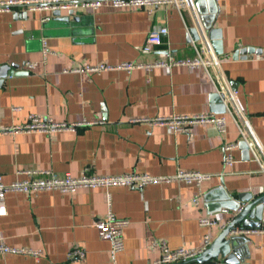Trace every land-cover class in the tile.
Segmentation results:
<instances>
[{
    "label": "crops",
    "instance_id": "0c3cea01",
    "mask_svg": "<svg viewBox=\"0 0 264 264\" xmlns=\"http://www.w3.org/2000/svg\"><path fill=\"white\" fill-rule=\"evenodd\" d=\"M8 1L16 0H0ZM214 2L193 0L180 10L171 5L78 8L69 27L49 28L46 37L40 34V25L51 16L50 8L0 10V66H18L0 84V129L23 125L29 115L56 122H94L75 131L0 132L4 183L20 179L18 172L26 169L73 177L83 173L168 176L178 169L210 175L200 188L171 182L142 188H81L72 194L7 193L0 241L40 255L8 253L0 255V264H152L160 254V243L170 249L199 248L208 235L211 245L232 216L233 198L260 193L264 187L260 169L264 164V57L234 60L231 54L239 44L264 50V0ZM23 12L26 20L16 17ZM206 25L221 30L224 51L216 56L209 42L217 64L207 69L180 65L149 71L135 68L130 73L72 71L86 65L152 63L166 52L176 59L198 54L207 58L208 46L201 38ZM155 27H166L167 34L160 46L144 52L146 36ZM190 29L198 39L192 38ZM28 62L37 66L29 70ZM223 79L242 105L259 150L247 159L239 148L233 150L230 167L223 165L222 148L241 140L234 113L211 110L215 105L211 95L223 88ZM200 113L224 114L225 133L209 124H195L188 137L164 126L133 121ZM198 194L200 202L195 204ZM108 211L128 221L124 248L115 256L95 228ZM207 215L216 224L200 226L198 219ZM234 234L247 240L240 258L217 264H264V229ZM74 247L85 251L80 261L67 257Z\"/></svg>",
    "mask_w": 264,
    "mask_h": 264
},
{
    "label": "built area",
    "instance_id": "2783aa9c",
    "mask_svg": "<svg viewBox=\"0 0 264 264\" xmlns=\"http://www.w3.org/2000/svg\"><path fill=\"white\" fill-rule=\"evenodd\" d=\"M218 3L220 0H214ZM193 0H16L8 2H0V10H8L14 5H34L35 8H50L51 10H74L78 8L98 9L103 5H109L113 8H141L144 6L171 5L180 10L186 6L192 5ZM167 34L166 27H155L149 31L143 46L144 52H151L155 47L162 44V38ZM201 38L207 44V58H203L199 54L196 57L176 59L170 52L161 54V56L152 63L141 64L132 62H122L118 65H94L76 68L75 72H101L105 70H124L130 73L135 68H142L147 71L153 68L186 66L189 68L202 67L207 69L211 65H216L217 60L213 55V51L209 45L206 33ZM46 54V53H45ZM44 54V55H45ZM37 66L35 62L26 63L29 70H33ZM217 93H222L228 104H225L226 112H233L234 122L236 123L241 135L240 141H245L249 151L256 156L258 145L253 135L250 124L244 114L242 105L235 99L229 83L223 79V88L218 89ZM232 114V113H231ZM134 122H147L149 126H164L172 133H183L188 137L192 135V129L195 124L212 125L218 133H225L227 126V117L224 114L200 113L192 115H172L169 117H152L147 119H136ZM94 124L90 121L81 122H56L52 119H41L36 115H29L27 123L13 127H3L1 133H18V132H43L50 133L53 131H75L77 127ZM238 141L225 143L223 145V165L230 167L233 164V150L238 148ZM260 169L264 173V164L260 163ZM20 179L11 183H4L0 175V216L6 214V195L7 193H34L39 191H56L59 193L72 194L81 188H97L109 186H129L142 188L150 184H164L171 182H182L185 184L195 185L197 188L203 182L210 179V175L200 173L199 171H187L178 169L174 174L168 176H152L147 173H127L119 175H89L83 173L76 177L71 175H57L51 170L46 169H26L18 172ZM263 191V186L259 189ZM199 194L194 197L195 204H199ZM198 223L202 227H211L216 221L210 215L200 217ZM126 219L116 217L111 211H108L103 219L95 222V228L102 240L108 241L111 245V255L115 256L124 248L123 229L127 226ZM208 235L204 236L203 245L199 248L187 249L183 247L170 249L165 243L158 244L160 254L152 264H179L194 259L198 254L204 251L210 245ZM27 254L34 257L40 255L39 251L32 249H17L7 246L0 241V255L4 254ZM85 256L84 249L80 247L72 248L67 257L71 261H80Z\"/></svg>",
    "mask_w": 264,
    "mask_h": 264
},
{
    "label": "water",
    "instance_id": "95a60500",
    "mask_svg": "<svg viewBox=\"0 0 264 264\" xmlns=\"http://www.w3.org/2000/svg\"><path fill=\"white\" fill-rule=\"evenodd\" d=\"M214 2V0H208ZM215 3V2H214ZM34 5H14L13 8L19 7H33ZM68 14L63 16L61 10H52L51 16L49 18H44L41 22V35L42 37L47 36V31L49 28L59 27L65 28L69 27L70 17L73 15V10H67ZM213 11V10H212ZM17 18L26 20L27 13L16 14ZM74 21L78 18L74 17ZM208 40L216 56L223 54V44L221 38V30L218 28H211L209 25L205 26ZM194 40L198 39L197 34L194 29H190ZM196 34V35H195ZM254 55L263 56L264 50L256 47H243L242 45H237L235 50L231 54V58L237 59H250ZM17 65H2L0 66V84L5 78L12 76ZM211 101L215 104L212 107L213 112L224 113L226 111L225 104H229L226 101L225 96L222 93L214 92L211 95ZM238 148L242 151L243 156L247 159L249 158L250 151L245 143V141H239ZM231 198V197H228ZM232 211V216L223 228L220 234L214 239L211 245L198 254L191 261L196 264H217L219 260L223 262H235L238 257L240 258V250L243 249L242 245H245L246 238L234 234L239 231H257L264 229V187L263 191L259 194L251 193H241L237 198H233L232 205L229 207Z\"/></svg>",
    "mask_w": 264,
    "mask_h": 264
}]
</instances>
